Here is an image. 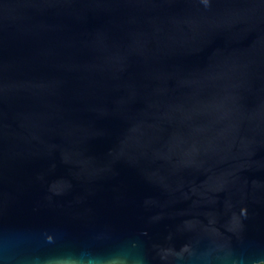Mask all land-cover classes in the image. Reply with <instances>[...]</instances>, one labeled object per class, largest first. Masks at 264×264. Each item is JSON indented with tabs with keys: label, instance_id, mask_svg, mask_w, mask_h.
I'll list each match as a JSON object with an SVG mask.
<instances>
[{
	"label": "water",
	"instance_id": "95a60500",
	"mask_svg": "<svg viewBox=\"0 0 264 264\" xmlns=\"http://www.w3.org/2000/svg\"><path fill=\"white\" fill-rule=\"evenodd\" d=\"M0 264H264V0H0Z\"/></svg>",
	"mask_w": 264,
	"mask_h": 264
}]
</instances>
